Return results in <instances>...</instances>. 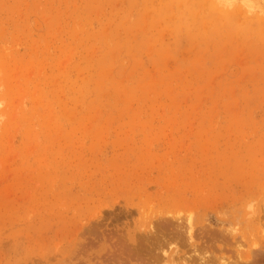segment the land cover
Here are the masks:
<instances>
[{
	"label": "rangeland",
	"instance_id": "1",
	"mask_svg": "<svg viewBox=\"0 0 264 264\" xmlns=\"http://www.w3.org/2000/svg\"><path fill=\"white\" fill-rule=\"evenodd\" d=\"M178 212L264 264V0H0V264H185Z\"/></svg>",
	"mask_w": 264,
	"mask_h": 264
},
{
	"label": "bare ground",
	"instance_id": "2",
	"mask_svg": "<svg viewBox=\"0 0 264 264\" xmlns=\"http://www.w3.org/2000/svg\"><path fill=\"white\" fill-rule=\"evenodd\" d=\"M173 216H175V219L178 221L177 223H179V224H176V226L179 229H175L172 231V229L168 228L169 220L167 221L166 219H159L158 221L155 222L154 226L152 225V223H150L145 234L138 237L139 243H142V241L148 243L151 249L153 250V252L158 251L159 254H161L162 260H167L171 262V260H173L172 254L178 253L177 251L178 249H176L175 243L176 241H178L177 239L179 240L182 239L180 237L182 235L183 238H185L184 246L185 247L188 246V249L185 250V252H183L182 255L180 254V256L177 259L182 260L185 264H253L252 258L254 257L253 255L256 252L255 249H249L248 251L249 253L247 252V256L243 258L241 256V250L243 249L244 244H242L240 238L232 236V233L234 231H231V230L230 231L225 230L226 232L224 231L227 234L228 238H225L223 240V246L222 244H220L221 248L217 247L218 249L216 250L214 246H213L214 248L208 247V249L199 248L198 246L190 244L194 237V234L192 232L193 229H192L191 214L188 213L185 217H181L180 213L178 212L176 215H173ZM206 227L204 229L202 227V230L205 231ZM220 235L222 234L220 233ZM178 236L180 238H177ZM261 237L263 238L262 242H264V229H261ZM181 244L183 243L181 242ZM261 245L263 246V244ZM130 246L133 247V245H130ZM136 247L134 246V248H131V249L135 250ZM224 248H227V251L229 250L231 252L232 259H230V256L229 258L224 256L223 254V250H225ZM252 248H256V244H254ZM141 249H143V247ZM147 249L149 251L151 250L149 249L148 245H147Z\"/></svg>",
	"mask_w": 264,
	"mask_h": 264
}]
</instances>
